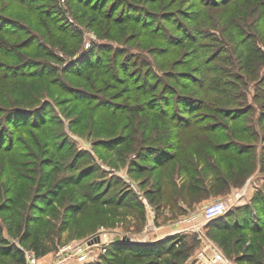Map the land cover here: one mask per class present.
<instances>
[{
  "label": "rangeland",
  "instance_id": "obj_1",
  "mask_svg": "<svg viewBox=\"0 0 264 264\" xmlns=\"http://www.w3.org/2000/svg\"><path fill=\"white\" fill-rule=\"evenodd\" d=\"M258 197L264 0H0V264H264Z\"/></svg>",
  "mask_w": 264,
  "mask_h": 264
},
{
  "label": "trees",
  "instance_id": "obj_2",
  "mask_svg": "<svg viewBox=\"0 0 264 264\" xmlns=\"http://www.w3.org/2000/svg\"><path fill=\"white\" fill-rule=\"evenodd\" d=\"M153 86V85H152ZM156 103V101H154V104ZM181 105L183 106H187L186 103L184 102V104L179 101V103L176 104V108L180 109ZM177 109V110H178ZM176 110V112H177ZM7 111V110H6ZM165 112H167V110H165ZM175 112V113H176ZM170 113V112H168ZM183 117V118H182ZM179 119V123H180V126H186L189 124V121H187L185 119L184 116H181L178 117ZM183 123V124H181ZM183 126V127H184ZM120 140L122 139L121 137L117 138V140ZM140 141H142V138L139 139ZM138 140V141H139ZM139 141V142H140ZM143 146H145V150H146V155L148 156L151 155V159H152V165H155V166H161L162 164H165L166 162H168L172 156H174V154H167L166 152L163 151L164 148H161L160 146L156 145V144H143ZM233 148V146H230ZM192 185H195V184H192ZM209 188H213L214 185H212V183H210V185L208 186ZM153 191H156L157 193L160 192V188H157L156 190L153 189ZM134 198V197H133ZM259 201V197L257 200H254L252 202V204H248L246 205L245 207L247 209H250L252 210V212H250V214H243L241 215V213H237L236 211V208L235 211L234 210H231V209H228L224 214H222L221 216H218L216 218H213V219H210L207 221V224H209L210 226H212L214 229H228L230 227H233V223L231 222V214H234V219L238 218L240 215H241V220L246 222L247 221V224H242L243 222H239V226H241L242 228H246V227H249L248 225L251 223L250 220L252 221V224H254V226H257L259 227L258 229H262L264 227V215L262 216V214H264V205L260 206L258 204ZM263 201V200H262ZM262 203V202H261ZM238 209V208H237ZM74 211H77V209H75ZM233 211V212H232ZM259 220V221H258ZM238 221V220H237ZM232 223V224H231ZM235 226V225H234ZM183 239V236L181 235H178L177 233L176 234H172V235H169L167 237H165L164 239H160L156 242H153V243H150V244H146V245H133V246H130L131 248H128L129 246H126V248H122V249H130L128 250L129 252H133L135 254V252L138 254V253H147V254H151V253H157V252H172L173 251V247L176 243L177 240H182ZM130 245V244H129ZM16 252L15 255L17 254V252H19V249L16 248V250H14ZM175 252V251H174ZM177 252V251H176ZM175 256H177V253L174 254ZM24 258L23 256L20 257V260L22 261Z\"/></svg>",
  "mask_w": 264,
  "mask_h": 264
},
{
  "label": "built area",
  "instance_id": "obj_3",
  "mask_svg": "<svg viewBox=\"0 0 264 264\" xmlns=\"http://www.w3.org/2000/svg\"><path fill=\"white\" fill-rule=\"evenodd\" d=\"M230 205L227 200H214L206 203L203 207V218L205 221L216 218L224 214ZM201 255V254H200ZM204 258L202 255L200 256ZM207 264H215L217 261L221 260L220 253H213L210 259H205Z\"/></svg>",
  "mask_w": 264,
  "mask_h": 264
},
{
  "label": "crops",
  "instance_id": "obj_4",
  "mask_svg": "<svg viewBox=\"0 0 264 264\" xmlns=\"http://www.w3.org/2000/svg\"><path fill=\"white\" fill-rule=\"evenodd\" d=\"M214 197H216L215 195H214ZM214 199V198H213ZM172 231H174V232H177L176 230H172ZM172 231H170V232H167V233H164V234H161V236H169V235H171V233H173ZM162 238V237H161ZM138 240V239H137Z\"/></svg>",
  "mask_w": 264,
  "mask_h": 264
},
{
  "label": "water",
  "instance_id": "obj_5",
  "mask_svg": "<svg viewBox=\"0 0 264 264\" xmlns=\"http://www.w3.org/2000/svg\"><path fill=\"white\" fill-rule=\"evenodd\" d=\"M127 240H130V237H126Z\"/></svg>",
  "mask_w": 264,
  "mask_h": 264
}]
</instances>
